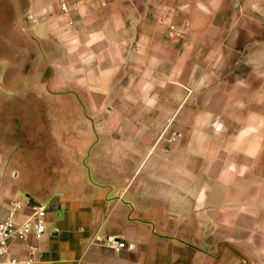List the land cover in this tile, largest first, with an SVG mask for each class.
<instances>
[{
	"label": "crops",
	"instance_id": "1",
	"mask_svg": "<svg viewBox=\"0 0 264 264\" xmlns=\"http://www.w3.org/2000/svg\"><path fill=\"white\" fill-rule=\"evenodd\" d=\"M104 2L0 0V222L51 201L12 254L264 264V0Z\"/></svg>",
	"mask_w": 264,
	"mask_h": 264
},
{
	"label": "built area",
	"instance_id": "2",
	"mask_svg": "<svg viewBox=\"0 0 264 264\" xmlns=\"http://www.w3.org/2000/svg\"><path fill=\"white\" fill-rule=\"evenodd\" d=\"M98 1L105 5L104 0ZM62 10L67 11V5L63 4ZM22 208L23 205L20 201L12 202L7 217L0 222V264H35L37 247L29 245L26 258L21 260L12 254V245L15 242H26L31 237L38 239L46 233L48 208L35 205L27 219L19 220L18 217ZM93 243L115 251H121L126 247L125 242L101 235H96Z\"/></svg>",
	"mask_w": 264,
	"mask_h": 264
},
{
	"label": "rangeland",
	"instance_id": "3",
	"mask_svg": "<svg viewBox=\"0 0 264 264\" xmlns=\"http://www.w3.org/2000/svg\"><path fill=\"white\" fill-rule=\"evenodd\" d=\"M54 4H57L58 2H60V0H53ZM1 34V33H0ZM9 53V50L7 48V44H1V40H0V65H4L3 63V57L6 56L7 54ZM8 64L5 63V65ZM1 67V66H0ZM21 93V92H20ZM23 95L27 94V92L25 91V88L23 89L22 93ZM20 98H23V99H26L25 96H20ZM28 98V97H27ZM5 101L7 104H10V101H11V105L14 104V100H9L8 96L4 94V92L0 91V101ZM16 100L19 102V104H21L22 102H20V99L16 98ZM13 102V103H12ZM36 110V109H34ZM33 110V111H34ZM34 161V160H33ZM35 163V162H33ZM35 187H38V185H35ZM19 198H23V200H18V201H22L23 203L25 202V200H28V197L26 196V194L24 192H22L21 196ZM37 198H45V196L43 197L41 194L37 197ZM50 203L51 201L49 202H46V201H40V202H36L37 205H41V206H45L48 208V211L50 212ZM47 220V218H46ZM3 221V220H2ZM49 233V229L47 227V231H46V234Z\"/></svg>",
	"mask_w": 264,
	"mask_h": 264
}]
</instances>
